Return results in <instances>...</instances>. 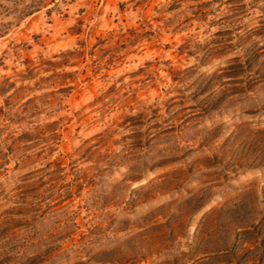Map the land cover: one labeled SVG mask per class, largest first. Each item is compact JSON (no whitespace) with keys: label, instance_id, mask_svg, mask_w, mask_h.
Segmentation results:
<instances>
[{"label":"rangeland","instance_id":"obj_1","mask_svg":"<svg viewBox=\"0 0 264 264\" xmlns=\"http://www.w3.org/2000/svg\"><path fill=\"white\" fill-rule=\"evenodd\" d=\"M0 264H264V0H0Z\"/></svg>","mask_w":264,"mask_h":264}]
</instances>
